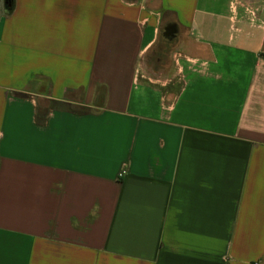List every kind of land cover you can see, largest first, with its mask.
Wrapping results in <instances>:
<instances>
[{"label":"crops","instance_id":"crops-1","mask_svg":"<svg viewBox=\"0 0 264 264\" xmlns=\"http://www.w3.org/2000/svg\"><path fill=\"white\" fill-rule=\"evenodd\" d=\"M0 264H264V0H0Z\"/></svg>","mask_w":264,"mask_h":264},{"label":"trees","instance_id":"trees-1","mask_svg":"<svg viewBox=\"0 0 264 264\" xmlns=\"http://www.w3.org/2000/svg\"><path fill=\"white\" fill-rule=\"evenodd\" d=\"M103 95L104 94V90H102V91H100V95ZM58 106H53V107H51V106H47V107H45L44 109H43V111L39 108V110H38V116H37V119H38V122L40 123V124H45L46 123V121H47V116H48V113L50 112V110L53 108V109H56ZM60 109H62V110H70V111H72V112H75V113H78V114H89V113H91V112H95L94 110H92V109H88V108H85V107H78L77 109H66V108H64V107H60Z\"/></svg>","mask_w":264,"mask_h":264},{"label":"water","instance_id":"water-1","mask_svg":"<svg viewBox=\"0 0 264 264\" xmlns=\"http://www.w3.org/2000/svg\"><path fill=\"white\" fill-rule=\"evenodd\" d=\"M169 30H170V31H169ZM169 30H167V33H166L167 36L172 35L174 29H173V28H170Z\"/></svg>","mask_w":264,"mask_h":264}]
</instances>
